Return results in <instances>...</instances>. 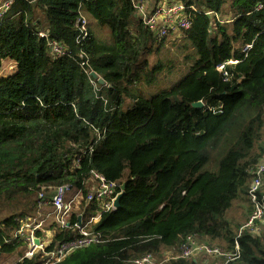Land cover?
<instances>
[{"label":"trees","instance_id":"trees-1","mask_svg":"<svg viewBox=\"0 0 264 264\" xmlns=\"http://www.w3.org/2000/svg\"><path fill=\"white\" fill-rule=\"evenodd\" d=\"M180 1L199 11L189 12L177 45L145 28L129 0H13L0 17V62L14 63L0 76V202H31L29 212L11 206L20 212L0 220V259L43 264L56 244L79 238L80 216L83 226L99 215L86 225L97 242L54 264H133L145 254L161 264H201L179 257L188 236L224 252L237 243L239 257L228 264H264V218L257 233L237 237L242 222L228 217L236 203L247 205L243 222L252 213L247 190L264 152V8L254 10L262 0ZM81 17L85 36L75 28ZM104 26L109 33L99 39L94 28ZM44 30L47 39L37 35ZM49 41L61 44L59 58ZM173 46L184 68L147 96L143 84L170 68L149 58ZM197 101L203 106L193 108ZM93 174L125 181L119 209L85 205ZM66 185L81 194L67 226L49 221L34 231L39 239L52 231L50 241L24 258L29 230L14 232L37 211L41 191L48 198Z\"/></svg>","mask_w":264,"mask_h":264},{"label":"built area","instance_id":"built-area-1","mask_svg":"<svg viewBox=\"0 0 264 264\" xmlns=\"http://www.w3.org/2000/svg\"><path fill=\"white\" fill-rule=\"evenodd\" d=\"M131 7L134 11L135 16L139 18L145 28H147L156 38H168L169 41L177 42L185 38V31L190 27V14L189 12H197L199 9L196 6L186 5L180 0H129ZM13 4V0H5L0 4V17L10 8ZM264 8V0L259 1L255 4L254 10L260 11ZM201 11V10H200ZM205 15H211L209 11H203ZM86 20L81 17L75 23L82 36L86 35ZM37 35L41 38H46L47 32L37 31ZM47 39V38H46ZM50 53L55 58H59L62 52V46L60 43L55 41H49ZM251 48V45H246L242 48V52L247 53ZM237 60H231L227 64L234 65ZM14 69V68H13ZM219 71L224 69V65L217 67ZM88 74V73H87ZM224 76L227 73L224 72ZM92 83L93 80H91ZM251 181L247 190V197L249 202L252 204L253 211L245 223L239 228L238 235L245 229L250 232L257 233L259 225L264 218V204L262 203L263 196H260V189L262 187V181L264 178V152L259 160L255 163V167L251 171ZM93 179L97 182V185L93 190L86 193L84 200L85 205L89 202H97L98 205L103 207L104 211H112L113 200L115 199L119 184L115 182H106L98 174H93ZM66 187H58L52 193L50 197H46L45 193L41 191L36 198V208L39 212L43 206L50 205L52 208L53 220L59 227L64 228L67 226V218L69 217L71 210L74 205L81 199V194L76 192L75 195H69L70 189ZM41 208V209H40ZM40 209V210H39ZM48 215L44 218H34L30 221L28 217H25L24 224L18 231H15L14 236H22L25 230H29L26 235L25 242L27 250L24 254V258L30 259L35 252L43 251V248L48 245L43 239H39L34 235V231L42 229L44 224L48 221L45 220ZM80 218H78V224L75 225L79 230V238L70 240L64 243H58L55 248L47 253V259L43 264H54L65 258L73 250L87 246L92 242H97L98 236L92 235L85 228L80 226ZM99 216L91 218L89 222L97 221ZM21 222V221H20ZM35 239L39 241L38 245L35 244ZM239 246L235 243L234 252H224L221 248L211 246L204 243H199L194 236L186 237L185 241L179 249V257L187 258L193 255H204L207 257L215 258L221 257L223 264H228L239 257ZM133 264H160L156 262L152 255L145 254L143 257L138 258L132 262Z\"/></svg>","mask_w":264,"mask_h":264},{"label":"rangeland","instance_id":"rangeland-1","mask_svg":"<svg viewBox=\"0 0 264 264\" xmlns=\"http://www.w3.org/2000/svg\"><path fill=\"white\" fill-rule=\"evenodd\" d=\"M229 1V0H228ZM229 3V2H228ZM227 8V4H226ZM37 18L40 19L41 24H44V19L41 18L40 15L37 14ZM224 19L230 18L227 15L223 16ZM95 35L101 39V38H106L109 30L106 26L101 27L100 29L94 28ZM181 41L175 42L176 45L181 43ZM172 41H169V44H171ZM167 44V46H170ZM164 61L167 66H170V68H164V70L158 74L156 80L151 83V84H143L141 87L142 91L147 95L150 96V94L154 93L155 91L159 90L160 88L166 87L169 84H171L179 74L181 73L182 69L184 68V62H183V55L178 51L175 46L170 47V48H164L161 50V55L158 58H155L154 56H151L149 58V63L150 66H153L155 63L158 62V60ZM14 68V63L10 60L7 59V61H1L0 62V76H5L12 72ZM126 109V107H123V110ZM70 194H68L69 196ZM36 197V196H35ZM35 197L31 199L32 202L35 203ZM13 207H18V209L24 207L26 211H30L29 207L31 208V202L27 201L25 199H13L10 200L9 202H0V220H2L5 217H8L10 213L13 212H20V210L17 209H12ZM33 206V205H32ZM51 210V208H50ZM45 213V211H34L33 214H29L28 218H30V221H33L34 218H41ZM46 216V215H44ZM14 260L10 256L4 255L0 259V264H13ZM164 264V263H162Z\"/></svg>","mask_w":264,"mask_h":264},{"label":"crops","instance_id":"crops-1","mask_svg":"<svg viewBox=\"0 0 264 264\" xmlns=\"http://www.w3.org/2000/svg\"><path fill=\"white\" fill-rule=\"evenodd\" d=\"M96 185H97V182L93 179V177L88 179V183H87L88 191L93 190ZM69 194L75 195L76 192L70 191ZM79 202H80V197H79L78 203L76 205H74L73 207H76L79 204ZM246 206H247L246 203L245 204H243V203L234 204V206L231 208V210L228 213V217L234 221L242 222V224H244L245 222H243V220H244V211H245ZM41 208H40L41 210L40 209L39 210L42 212L45 211L46 214H44V215H48L45 220H47L48 222L50 220H53L52 208H51V210H50V208H47L46 206H43ZM44 215L41 218H44ZM260 227H261V225H260ZM51 234H52V231L47 230L45 232V239L43 238V240L46 241L47 243H49L48 241H50L49 238H50ZM10 257L12 258V260H14V262H16V258L14 256H10ZM192 257L195 260L199 261L201 264H223L221 257L220 258L219 257L211 258V257H207L204 255L200 256L198 254L193 255Z\"/></svg>","mask_w":264,"mask_h":264},{"label":"water","instance_id":"water-1","mask_svg":"<svg viewBox=\"0 0 264 264\" xmlns=\"http://www.w3.org/2000/svg\"><path fill=\"white\" fill-rule=\"evenodd\" d=\"M90 78H92L93 80H95L100 86L105 85V82L103 79H101L100 77H98L97 74H95L93 71L88 72ZM191 106L193 108H197V107H202L203 104L201 101H197L196 103H192ZM119 193L116 195L115 199L113 200L112 206L115 208V210L120 208V200L122 199L124 193H125V181H123L120 185H119ZM35 244L38 245L39 241L37 239H35Z\"/></svg>","mask_w":264,"mask_h":264},{"label":"clouds","instance_id":"clouds-1","mask_svg":"<svg viewBox=\"0 0 264 264\" xmlns=\"http://www.w3.org/2000/svg\"><path fill=\"white\" fill-rule=\"evenodd\" d=\"M8 60H9V59H8ZM10 61H11V60H10ZM88 76H89V75H88ZM89 77H90V76H89ZM91 79H92V78H91ZM94 81H95V80H94ZM119 188H120V187H119ZM119 191H120V190L118 189V193H119ZM118 193H117V194H118ZM249 203H250V202H249ZM251 205H252V204H251ZM114 210H115V208H114ZM114 210H112V211H114ZM252 211H253V207H252ZM104 212H105V211H104ZM250 215H251V214H250ZM97 216H99V215H97ZM94 217H96V216H94ZM94 217H91V218H94ZM247 219H248V218H247ZM98 220H99V218H98ZM98 220H97V221H98ZM97 221H95V222H89V220H88V221L86 222V224L83 225V226H81V227H83V228H85V230H87V229H86V225H87L88 223H96ZM79 223H81V218H80ZM242 225H243V224H242ZM242 225H241V226H242ZM241 226H240V227H241ZM259 228H260V225H259ZM238 230H239V229H238ZM87 231H88V230H87ZM258 231H259V230H258ZM89 232H90V231H89ZM237 234H238V233H237ZM199 243H200V242H199ZM201 243H203V242H201ZM204 244H207V243H204ZM208 245H210V244H208ZM211 246H213V245H211ZM215 247H216V246H215ZM219 248H220V247H219ZM190 257H192V256H190ZM187 258H188V257H187ZM222 261H223V259H222ZM223 262H224V261H223ZM160 264H161V263H160Z\"/></svg>","mask_w":264,"mask_h":264}]
</instances>
